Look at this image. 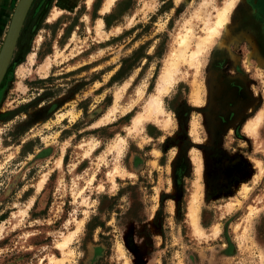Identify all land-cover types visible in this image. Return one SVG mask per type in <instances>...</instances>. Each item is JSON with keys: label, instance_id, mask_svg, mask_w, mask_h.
Masks as SVG:
<instances>
[{"label": "rangeland", "instance_id": "rangeland-1", "mask_svg": "<svg viewBox=\"0 0 264 264\" xmlns=\"http://www.w3.org/2000/svg\"><path fill=\"white\" fill-rule=\"evenodd\" d=\"M103 1L34 0L23 23L0 91V264L62 259L70 235L66 264H264V121L256 137L245 130L264 110V28L244 22L247 0H236L199 70L179 66L162 97L170 126L139 132L128 128L158 92L179 36H205L227 0H116L102 15ZM139 48L149 59L115 76ZM118 91L116 120L96 126ZM194 193L202 236L188 217Z\"/></svg>", "mask_w": 264, "mask_h": 264}, {"label": "bare ground", "instance_id": "bare-ground-1", "mask_svg": "<svg viewBox=\"0 0 264 264\" xmlns=\"http://www.w3.org/2000/svg\"><path fill=\"white\" fill-rule=\"evenodd\" d=\"M91 2L92 1L89 0L88 5H90ZM115 2H116V0H105V3H104L103 8L101 10V14L104 15V14L108 13L110 11V9H112V7L114 6ZM235 3H236V0H227L226 1V5L222 9H220V11L217 12L216 21H215L214 25H207V23L205 22L207 25L206 29L204 30L205 36L196 37V38H194V41H193L192 36L189 35L190 32H188V29L184 30L185 31L184 35L179 36V39L177 41V46L175 48H173L169 59H167L165 62L166 65H165V68L161 74L158 92L151 97L148 104H146L147 106L145 107L144 111L142 113L138 114L133 119L132 127L128 128V132L141 130L143 128L144 124L148 123V122H154L157 124L158 123L162 124V126L165 129H167L170 126L171 118L168 115H166V112L162 106L163 95L167 94L170 91V89L177 83L178 74L180 71L179 66L182 63L188 62L190 60L191 66L193 68H195L196 71L199 70V67L201 64V61H200L201 54L204 52L205 47L210 45L214 41V38L217 35H219V29H221L222 27L227 28L226 26L228 25L229 15H230V13H232L233 8L235 7ZM71 4H74V3L72 2ZM204 5L206 6V2ZM197 14L199 16H201V14L199 12ZM61 15H62V13L60 11H58V9L56 8L53 11V13L49 19V23L55 22ZM206 19H208V18H206ZM103 25H104L103 20L99 19L96 23V34H97V36H103V33H104L102 30ZM116 31H119V29H117ZM73 40H74V38H72L70 43H72ZM191 41H193L195 43V44H193V45H195L194 46L195 49L188 56V54L190 52V48H191V43H192ZM34 56H35V54H33L30 57L31 63L34 62ZM59 56L60 55L58 54L57 57H59ZM51 65H52V62L48 60L45 63V65H43L41 67L40 73L43 77L48 76V72H49ZM7 69H8V67H7ZM7 69H6V71H7ZM6 71H5V73H6ZM4 76H5V74H4ZM2 79L0 81V84L2 82ZM123 90H125V89H123ZM137 93H139L138 95L140 96V98H142L143 93H140V92H137ZM121 94H122V92H119V91H118V93H115V103L109 109V111L103 116V118L97 123V125L95 124L96 126L101 127V126H104L107 124H111L112 122H114L116 120L117 113L119 112L118 102L121 98ZM130 106H132V105H130ZM129 110L130 109H127V110L125 109L123 113H127ZM263 121H264V110H261L256 115V117L254 119L250 120L248 122V124L246 123L247 124L245 127L246 132L248 134L256 137L260 127L263 124ZM124 143H125L124 138H118L117 142L114 145V149L117 151V153H119V154L121 153V151L123 149L122 146L124 145ZM96 144L91 143V145H90L91 149H89L91 152L95 151V146H97ZM86 155H88V154H86ZM61 167H62V156L57 162V168L60 169ZM117 174L120 175L118 167H116L115 170L109 174L111 176V181H113L114 184H115L114 178L116 177ZM46 179H47V175H45L42 178V180L39 182L38 187H37V192H40L42 190ZM198 201H199L198 195L194 193L192 198H191V201H190L188 217H189L190 225L192 226V229L194 230L195 234L202 236L204 234L202 233V228H200L201 226H199V224H198V206H197ZM251 212H253V210H251ZM80 222L78 223V230L80 229V227L82 225V222L81 223ZM218 229H217V227H215L214 231L217 232ZM63 240H62L63 242L61 241V244L57 247V248L61 249V251L63 253V258L62 259L61 258L60 259L59 258H50L48 264H66L70 260V257L72 256V252L71 251H68V253H65V252L69 248V245L71 244L72 236L70 235Z\"/></svg>", "mask_w": 264, "mask_h": 264}, {"label": "water", "instance_id": "water-1", "mask_svg": "<svg viewBox=\"0 0 264 264\" xmlns=\"http://www.w3.org/2000/svg\"><path fill=\"white\" fill-rule=\"evenodd\" d=\"M34 0H18L0 48V81L9 65L27 13Z\"/></svg>", "mask_w": 264, "mask_h": 264}, {"label": "flooded vegetation", "instance_id": "flooded-vegetation-1", "mask_svg": "<svg viewBox=\"0 0 264 264\" xmlns=\"http://www.w3.org/2000/svg\"><path fill=\"white\" fill-rule=\"evenodd\" d=\"M247 7H248V12H247L248 15L247 14H246L247 16L245 15L246 17L244 18L245 19L244 22L247 23L249 27H253V29L255 27L264 28V0H247ZM261 43L262 45H264V39L261 41Z\"/></svg>", "mask_w": 264, "mask_h": 264}, {"label": "crops", "instance_id": "crops-1", "mask_svg": "<svg viewBox=\"0 0 264 264\" xmlns=\"http://www.w3.org/2000/svg\"><path fill=\"white\" fill-rule=\"evenodd\" d=\"M79 1H81V0H59V5H61V7L62 8H65V9H76V8H78V3H79ZM82 1H84V0H82ZM87 1H89V0H87ZM92 2H96V0H91ZM12 2V0H0V39H1V37H2V34H3V27H4V24H5V21H6V18H7V15H8V6H9V4ZM34 2V1H33ZM33 2H32V4H33ZM58 2V1H57ZM74 3V4H71V3ZM91 2V3H92ZM103 3H104V1H103ZM102 5H104V4H102ZM99 8H100V6H99ZM99 8H98V10H99ZM103 8V7H102ZM102 8H101V10H102ZM97 10V11H98ZM100 10V11H101ZM14 11V10H13ZM12 14H13V12H12ZM11 17H12V15H11ZM49 18V17H48ZM10 20H11V18H10ZM10 23V22H9ZM7 33V32H6ZM6 33H5V35H6ZM4 38H5V36H4ZM4 80H5V77H3V79H2V82H1V84H0V91L2 90L1 88L3 87V84H4Z\"/></svg>", "mask_w": 264, "mask_h": 264}, {"label": "trees", "instance_id": "trees-1", "mask_svg": "<svg viewBox=\"0 0 264 264\" xmlns=\"http://www.w3.org/2000/svg\"><path fill=\"white\" fill-rule=\"evenodd\" d=\"M98 10V8H96V11ZM109 15H105L104 17V22L106 27L109 29L112 26V23L109 20ZM142 50V48H139L138 50L134 51L133 54L129 57L126 58L122 61V66L121 68L117 71L115 76H121L123 78H126L130 75L131 71L133 69H135V63L143 58H147L149 59V57H147V55H142L140 57H138V53L139 51ZM116 77H113L112 79H115ZM138 264H144L142 262H139Z\"/></svg>", "mask_w": 264, "mask_h": 264}]
</instances>
